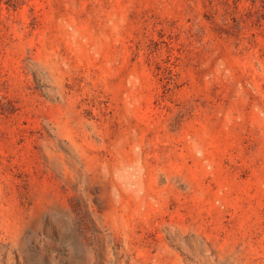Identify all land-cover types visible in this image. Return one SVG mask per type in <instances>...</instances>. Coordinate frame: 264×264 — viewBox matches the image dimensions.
Listing matches in <instances>:
<instances>
[{"label":"rangeland","instance_id":"374dc122","mask_svg":"<svg viewBox=\"0 0 264 264\" xmlns=\"http://www.w3.org/2000/svg\"><path fill=\"white\" fill-rule=\"evenodd\" d=\"M0 264H264V0H0Z\"/></svg>","mask_w":264,"mask_h":264}]
</instances>
